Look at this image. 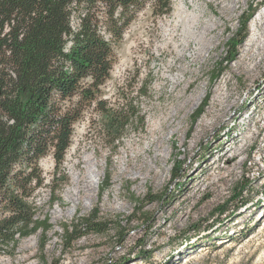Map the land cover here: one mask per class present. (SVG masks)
I'll list each match as a JSON object with an SVG mask.
<instances>
[{"label": "rangeland", "instance_id": "obj_1", "mask_svg": "<svg viewBox=\"0 0 264 264\" xmlns=\"http://www.w3.org/2000/svg\"><path fill=\"white\" fill-rule=\"evenodd\" d=\"M179 1L171 0L166 16L153 15L146 2L126 28L101 88L108 113L88 107L73 126L62 164L55 168L50 155L38 163L44 182L29 204L36 218L49 219L51 230L0 252V264H264V64L254 73L236 69L264 0H239L211 34L220 36L214 50L199 62L193 39L183 51ZM210 2L196 0L203 22L219 19ZM72 22L76 27L79 17ZM225 81L230 106L192 145L198 121H212L204 115ZM182 92L181 100L191 102L182 129L160 148H168L167 158L151 164V175L140 171L141 160L154 155L145 154L155 138L151 129ZM121 111L136 116L115 133L107 116ZM248 135L253 138L242 144ZM93 169L99 177L91 182ZM211 173L225 178L214 182ZM61 178L66 182L50 205V189ZM77 179L88 189L78 191Z\"/></svg>", "mask_w": 264, "mask_h": 264}, {"label": "trees", "instance_id": "obj_2", "mask_svg": "<svg viewBox=\"0 0 264 264\" xmlns=\"http://www.w3.org/2000/svg\"><path fill=\"white\" fill-rule=\"evenodd\" d=\"M146 2L153 15L171 11V0H0V252L51 230L29 204L44 182L38 163L50 155L62 164L88 107L108 113L101 88L114 46ZM111 116L119 133L136 115ZM65 182L50 189V205Z\"/></svg>", "mask_w": 264, "mask_h": 264}, {"label": "bare ground", "instance_id": "obj_3", "mask_svg": "<svg viewBox=\"0 0 264 264\" xmlns=\"http://www.w3.org/2000/svg\"><path fill=\"white\" fill-rule=\"evenodd\" d=\"M188 1V6L185 3ZM260 2L263 0H259ZM259 2V3H260ZM210 3H213L216 8H218L219 11V19L218 20H210V21H202L204 12L199 10V6L196 3V0H180L176 8L175 16L177 18L176 23L182 28L184 38L183 41L186 44L183 48V51L186 50V47L189 44V40L193 39V41L196 43L197 49L195 52L194 61L199 62L203 60L205 54L210 53L215 48V40L217 41L220 36L217 35H211L217 28L220 27L222 18L224 16L229 15L231 12H233L239 3V0H211ZM211 35L209 38L208 36ZM256 48V51L252 50ZM240 57L242 60H240V63L237 65L238 69L239 67H242L247 72H256L258 69V66L261 64H264V10L261 11L253 21L250 23V36L245 42V45H243V48L241 49V55ZM257 59V62L249 66L248 64L246 66L245 63H243L244 60H251ZM253 63V62H252ZM173 81H177L176 77L172 78ZM177 83V82H176ZM229 85V81H225L224 88L225 89H216L214 96L211 98L209 103V108L204 115L206 118L210 117L212 118V121H207L204 119H200L197 123V131L194 133V140L193 143H197L200 137L209 129H212L217 121L219 120L220 112L224 111L227 107L230 106V102L228 101L229 94L226 92ZM199 98L202 97L201 94L198 95ZM178 102L171 108L170 111L165 115L163 122H159L158 124H155L153 126L152 134L155 135V138L151 141L150 146L145 149L146 156L150 154L152 151L154 152V155L150 158L149 161H145L146 159H142V164L139 166L140 171L145 170L148 174L153 173V167H151V164L154 162L161 160H164L167 158L168 155V148H165L161 150L160 148L164 143H167L168 141H171V138L175 135L176 132H178L180 129H182V121L185 119V116L187 115V111L185 110L187 108V105L191 102L190 99L187 100H181L184 99V92H182L178 97ZM195 99V98H193ZM196 105V104H194ZM183 111H186L184 117H179V114ZM163 117V116H162ZM208 118V119H210ZM168 129L170 132H167ZM186 138V136L184 137ZM184 138L181 141L182 145L184 144ZM253 138L252 135H248L246 137H243V139L240 141L242 144L247 140ZM234 154L231 155L228 159H232ZM88 161V160H85ZM212 164H215L212 163ZM211 164V165H212ZM257 164V163H256ZM157 168V167H156ZM211 168V167H210ZM191 168L188 167L186 170H190ZM214 169L213 167L211 168ZM202 173V175H205V171L202 169H199ZM231 172V170H227L225 173L226 176ZM96 173L93 169V174ZM162 171L159 170L156 172L155 178L157 179L162 175ZM135 176L133 179H139V176L137 174H134ZM214 176V182L223 180L225 176L219 174L213 175ZM99 175L96 173L95 178L91 179V182L94 180H98ZM153 177V176H152ZM75 187L78 189V191H81L83 188H87L88 184H84L80 179H77L75 182ZM188 260L187 258L184 260Z\"/></svg>", "mask_w": 264, "mask_h": 264}]
</instances>
